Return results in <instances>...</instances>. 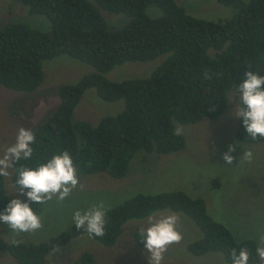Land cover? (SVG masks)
<instances>
[{
	"label": "trees",
	"instance_id": "obj_1",
	"mask_svg": "<svg viewBox=\"0 0 264 264\" xmlns=\"http://www.w3.org/2000/svg\"><path fill=\"white\" fill-rule=\"evenodd\" d=\"M14 1L26 6L29 15L44 16L50 27L42 31L14 20L0 26L1 85L33 92L44 79L42 61L63 54L94 69L76 82L56 88L58 103L33 131L32 157L11 168L15 187L21 166L38 167L65 150L78 174L122 178L138 150L159 154L182 150L185 139L175 134L177 123L217 118L225 111L230 94L238 92L247 71L264 75V0H217L232 10L229 17L217 20L195 17L175 0ZM148 8L159 13L149 15ZM103 12L124 15L127 20L120 26L121 21L115 23L117 17L108 19ZM161 55L165 57L146 77L112 81L104 75L124 62ZM91 87L104 101L123 99V109L102 116L95 125L75 120L74 110ZM234 137L241 143H264V138L248 136L242 117L237 119ZM212 185L219 187V180H213ZM8 203L0 177V213ZM105 208L103 236L77 230L72 223L40 242L8 241L0 236V251L17 264H44L46 254L82 233L110 247L127 221L168 209L187 215L201 230L203 235L187 245L191 255L218 252L225 263L232 264L231 250L246 248L249 264H260L257 241L251 237L237 240L229 228L208 214L203 197H192L183 190L136 192ZM133 238L144 245L140 231H134ZM94 261L89 252L77 259L78 264Z\"/></svg>",
	"mask_w": 264,
	"mask_h": 264
},
{
	"label": "rangeland",
	"instance_id": "obj_2",
	"mask_svg": "<svg viewBox=\"0 0 264 264\" xmlns=\"http://www.w3.org/2000/svg\"><path fill=\"white\" fill-rule=\"evenodd\" d=\"M175 1L188 13L201 19H224L232 11L217 0ZM155 11L159 13L155 8L146 10L149 15ZM104 16L112 20L113 16L117 17L115 23L121 21L120 26L127 20L120 14L104 13ZM13 20L27 22L42 31L50 27L44 16L29 15L26 6L20 2L0 0V26ZM164 57L127 61L104 75L112 81L146 77ZM42 70L43 82L33 92H18L0 84V156L15 143L21 126L34 131L53 111L58 103L56 88L60 84L74 83L84 74L94 71L90 65L64 54L43 60ZM229 98L225 111L215 119L204 118L194 124H176L175 131L177 128L183 130L180 134L185 139L182 150L169 154L138 150L122 178H113L105 173H77L79 184L83 187L78 185L63 201L56 197L43 205L29 201L27 189L24 193L17 190L11 182L12 169H8L10 175L3 177V182L9 202L15 198L28 202L33 211L41 216L43 226L33 232L15 233L0 221V236L8 241H44L74 223L73 214L76 210L86 211L101 201L105 207H111L136 192L183 190L192 197H203L208 214L229 228L237 240L251 237L259 245V237L264 235V143L236 141L234 134L238 117L235 112L238 110L240 94L233 92ZM123 106V99L104 101L97 96L94 88H87L74 110V119L95 125L102 116L114 115ZM229 145H235L236 150L230 153L234 157L233 163L226 165L222 157ZM246 150L253 154L251 161L242 156ZM215 179L219 180V187L212 185ZM169 214L179 217L177 229L183 238L168 247L161 264H228L218 252L201 256L188 252L187 245L203 234L187 215L165 209L149 216L159 218ZM149 216L127 221L122 233L110 247L82 233L46 254L44 264H78L77 259L83 252L92 254L94 264H150L144 245L133 238L134 231L149 226ZM0 264L17 263L8 253L0 251Z\"/></svg>",
	"mask_w": 264,
	"mask_h": 264
},
{
	"label": "clouds",
	"instance_id": "obj_3",
	"mask_svg": "<svg viewBox=\"0 0 264 264\" xmlns=\"http://www.w3.org/2000/svg\"><path fill=\"white\" fill-rule=\"evenodd\" d=\"M240 93V107L235 112L236 117L243 118V125L253 139L264 138V75L252 70L247 71L242 82L238 85ZM182 129L177 128L176 135L182 134ZM35 134L31 129L21 126L18 129L16 141L8 146L4 154L0 156V177L10 175L8 169L12 168L21 159L29 160L33 155L32 144L35 143ZM236 150L235 145H229L228 151L223 153L226 165L233 163L234 157L230 153ZM252 152L246 150L242 155L244 159L251 161ZM241 158V157H240ZM241 161V159H240ZM242 162V161H241ZM17 190L26 191V196L31 202L45 204L56 197L59 201L66 199L79 184L76 167L67 150L62 154H56L46 163L31 168L21 166L18 169L16 180ZM106 212L103 201L94 204L86 211L76 210L73 214V222L77 230L84 229L92 236L105 234ZM179 217L176 214L162 215L159 218L148 217V227L139 229L143 239L141 242L148 253L150 264H161L164 253L171 244L179 243L182 234L177 229ZM0 221H3L12 232H33L42 225L41 216L30 207L28 202L19 198L12 199L4 212L0 213ZM19 244L20 241H15ZM260 264H264V235L259 237V245L256 249ZM249 252L241 248L231 250L232 264H249Z\"/></svg>",
	"mask_w": 264,
	"mask_h": 264
}]
</instances>
